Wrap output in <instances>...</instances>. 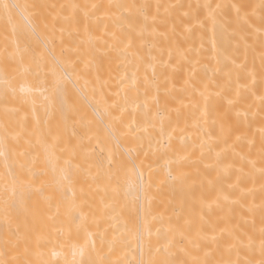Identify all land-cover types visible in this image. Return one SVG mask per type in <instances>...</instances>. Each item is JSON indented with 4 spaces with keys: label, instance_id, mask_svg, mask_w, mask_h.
Masks as SVG:
<instances>
[{
    "label": "snow or ice",
    "instance_id": "6c2138e0",
    "mask_svg": "<svg viewBox=\"0 0 264 264\" xmlns=\"http://www.w3.org/2000/svg\"><path fill=\"white\" fill-rule=\"evenodd\" d=\"M57 7L71 9L73 15L54 14L52 10ZM80 14L103 31L107 39H99L126 66L125 72L131 67L133 76L128 78L129 83L134 82L141 68L145 84L155 82L157 58L149 51L145 61L136 42L153 34L158 19L168 24L171 17L173 33L179 20L188 40H202L211 25L214 44L219 35L229 44H242L246 53L254 52L258 45L264 85V0L187 6L127 0L57 6L34 0H0V264H60L59 257L66 248L71 249L72 259L65 257L64 264H189L178 255H191L182 246L187 239L184 232L168 223L163 213L156 215L152 208L162 185L185 182L181 165L186 157L167 155L172 150V136L165 132V120L169 126L172 122L167 101L162 107L160 99L153 98L156 121L164 136L161 143L150 135L139 134L157 126L152 119L142 129L131 127L124 119L126 95L122 98L124 103L109 104L103 100L104 82L94 57L95 37L89 35L87 41L81 40L67 49L76 55L56 58V21L78 22ZM257 19L258 28L254 27ZM64 31L61 27V46ZM237 67L248 72L255 83V64L251 71L246 64ZM149 68L151 80L147 75ZM261 100L264 119V97ZM147 107L146 90L144 108ZM216 123L212 121L213 125ZM97 124L102 125V130ZM77 126L89 133L87 143L77 136ZM220 131L223 137V124ZM126 137L133 138L135 147L125 145ZM224 142L227 144V140ZM205 146L200 145L202 151ZM241 159L253 171L258 170L264 181V128L259 168L251 155ZM130 173L137 174L136 182L125 181ZM86 177L95 185V191L91 186L85 190ZM141 199L142 217L137 203ZM41 201L46 210L38 214L36 208ZM260 208L258 245L251 236L245 241L233 235L232 248L237 257L241 250L255 253L258 249L259 264H264V203ZM153 221L161 226L154 227ZM191 264L256 262L239 258L215 262L197 259Z\"/></svg>",
    "mask_w": 264,
    "mask_h": 264
},
{
    "label": "bare ground",
    "instance_id": "6f19581e",
    "mask_svg": "<svg viewBox=\"0 0 264 264\" xmlns=\"http://www.w3.org/2000/svg\"><path fill=\"white\" fill-rule=\"evenodd\" d=\"M34 2L59 6L107 4L120 0H34ZM127 2L187 6L203 2L227 4L235 0H127ZM251 2L258 3V0ZM52 11L54 14L73 15L71 9L57 7ZM164 15L162 8L160 16ZM171 19L169 17L168 24L161 23L158 19L153 34L146 35L143 42H136V47L144 55L145 61L148 60L149 51L157 58L155 82L148 85L143 79L145 74L143 68L135 74L134 82H128V78L133 76L131 67L129 66L125 72L126 66L115 58L114 53L108 52L99 39L104 37L103 31L95 23L84 20L82 14L78 16V22L56 21L57 39L53 54L59 59L67 55L74 56L77 54L74 50L71 53L67 51L70 46L79 44L81 40L87 41L89 35L95 37L94 57L99 66V76L104 82L103 100L109 104L116 101L124 103L122 98L126 95L127 102L124 103L122 111L124 119L131 127L139 126L141 129L147 126L149 119H152L157 126L149 127L147 133L141 131L139 134L150 135L154 141L159 140L161 143L164 142V136L160 134L159 123L156 121L153 98L160 99L162 107L165 100L167 101L166 107L172 121L169 126V121L165 120V132L172 136V150L167 155L175 157L178 154L186 157L181 165L185 182L183 185H162V191L153 201L152 208L156 215L163 213L166 221L182 230L187 237L182 246L191 255L179 253V258L188 260L189 264L197 259L200 261L211 259L215 262L229 259L235 261L237 258L251 259L259 264L258 249L255 253L241 250L237 257L232 248L235 244L233 235L245 241L251 236L257 245L259 243L260 205L264 203L262 188L264 181L261 180L258 170L253 171L241 159L242 156L251 155L257 160V169L260 166L261 129L264 128L261 98L264 97V85L261 84L259 46H255L254 52L249 50L246 53L242 44L239 47L235 41L229 44L222 41L219 35L214 44L211 25H208L203 33L202 40L199 38L194 41L188 40L179 20L176 21V30L173 33ZM61 27L65 29L63 46L60 43ZM254 27H259L258 19L255 20ZM69 32L72 33L71 36ZM2 37L3 26L0 24V44L3 43ZM84 46L87 47V44ZM191 48H195L196 51H189ZM185 56L188 59H184ZM242 64H246L249 71L255 64V83L248 72L237 67ZM95 75L96 73H93L92 78H95ZM147 75L151 80V68L148 69ZM146 90L148 107L144 108ZM201 92L204 93L203 96ZM230 101L232 103H229ZM213 120L217 121L215 125L212 124ZM221 124L225 129L223 137L220 131ZM97 126L102 130V125ZM76 132L77 136L83 137L87 143L89 133L79 126ZM124 142L129 148L135 147L132 137H126ZM201 144L206 145L203 151ZM173 167L175 168V165ZM241 168L243 171H240ZM95 171L93 168V175ZM124 179L126 182L134 183L137 181V174L130 173ZM85 180V190H89L91 186L95 191L91 179L86 177ZM100 195H103L102 191ZM137 203L140 205L142 217L143 200ZM45 210L46 205L41 201L36 212L39 214ZM152 223L154 227L161 226L158 221ZM2 235L0 231V236ZM205 252L210 255L206 256ZM65 257L69 261L72 259L71 249L63 250L59 257L60 264H64Z\"/></svg>",
    "mask_w": 264,
    "mask_h": 264
}]
</instances>
